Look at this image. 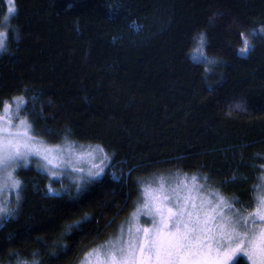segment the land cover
<instances>
[{
	"label": "trees",
	"instance_id": "trees-1",
	"mask_svg": "<svg viewBox=\"0 0 264 264\" xmlns=\"http://www.w3.org/2000/svg\"><path fill=\"white\" fill-rule=\"evenodd\" d=\"M13 6L0 102L23 96L31 109L35 97L26 114L41 139L99 146L110 166L79 194L74 184L19 169L21 199L0 225V264H78L135 209L138 181L206 176L236 206L254 203L264 165V0ZM0 10L5 17L4 0ZM241 33L252 46L246 54ZM201 35L214 64L193 58Z\"/></svg>",
	"mask_w": 264,
	"mask_h": 264
},
{
	"label": "snow or ice",
	"instance_id": "snow-or-ice-1",
	"mask_svg": "<svg viewBox=\"0 0 264 264\" xmlns=\"http://www.w3.org/2000/svg\"><path fill=\"white\" fill-rule=\"evenodd\" d=\"M8 2V12L14 13V0ZM260 31L264 33V28ZM240 37L243 47L239 52L246 54L252 46L244 33ZM7 39V33L0 31V51L6 50ZM205 47L201 35L193 58L206 65L214 64ZM31 99V109L26 108L28 100L23 96L0 102V196L14 190L18 205L22 181L16 177V170L33 162L53 178L70 168L77 174L76 192L87 191V185L103 178L108 154L99 146L77 149L67 136L62 144L41 139L26 114L35 110L36 98ZM81 162L88 167L81 166ZM261 169L259 183L253 189L254 207L249 205L243 210L236 207L240 203L236 198L229 199L210 188L206 176L177 174L179 178L174 183L163 178L138 181L141 200L127 228L121 226L114 238L86 252L81 264H239V257H246L250 264H264V165ZM49 191H53L51 185ZM14 211L7 198L0 199V220L11 217ZM79 226L77 221L67 229L71 232Z\"/></svg>",
	"mask_w": 264,
	"mask_h": 264
},
{
	"label": "rangeland",
	"instance_id": "rangeland-1",
	"mask_svg": "<svg viewBox=\"0 0 264 264\" xmlns=\"http://www.w3.org/2000/svg\"><path fill=\"white\" fill-rule=\"evenodd\" d=\"M5 1V6H6V10H7V15L5 16V17H7V19H5V17L3 18L2 16H1V10H0V31H4V32H6L7 33V30L9 29V23H10V18H11V16H12V13L10 14L9 12H8V7L10 6L9 5V2H8V0H4ZM13 6V5H12ZM1 52V51H0ZM76 145V147H77V149H80V147L81 146H83V148L84 149H87L89 146H91V147H95V146H92V145H78V144H75ZM81 166H83V167H85V168H87L88 167V165H87V163L86 162H81ZM110 165H109V162H108V166L105 168V171L107 170V168L109 167ZM28 167H33L35 170H37V171H39V172H42V173H44V174H47L49 177H51L46 171H44L43 169H41V168H38L37 167V164L35 163V162H33V163H29L28 164V166L27 167H21V168H28ZM21 168H18L17 170H16V173H15V175H16V177H17V172H18V170L19 169H21ZM110 170H111V168H110ZM105 171H104V173H105ZM111 172H112V174L114 175V176H116V172L114 171V170H111ZM77 174L76 173H73L72 171H71V169L70 168H66L65 170H64V172H63V174L62 175H60V176H58L57 178H53V177H51L52 179H55V180H61L62 182H66V183H70V184H74V178H75V176H76ZM182 177V176H181ZM178 180V178L175 180V179H171V178H168V179H165V181L166 182H168V183H174V182H176ZM54 191H52L51 193H53ZM4 198H7L8 199V202H9V205L12 207L13 206V203L15 202V191L13 190V191H5V193H4V195L3 196H0V199H4ZM141 200V199H140ZM139 200V201H140ZM249 205H252L253 207H254V203H252V204H248V205H242V206H240V207H238V206H236L237 208H241V210H243V208L244 207H248ZM135 211V209L132 211V213ZM132 213L129 215V217L120 225V228H121V226H124L125 228H127V226H128V222L131 220V216H132ZM8 217H5L3 220H0V225H1V223H2V221H4V220H6ZM143 217L141 218V220L143 221ZM120 228L116 231V233H115V235L114 236H112V237H110L109 239H111V238H114L118 233H119V230H120ZM107 241V240H106ZM105 241V242H106ZM104 242V243H105ZM104 243H102V244H100V245H103ZM99 246V245H98ZM97 247V246H96ZM95 247V248H96ZM92 249H94V248H92ZM91 249V250H92ZM90 251V250H89ZM239 259H243L244 261H246L248 264H250V261H248L247 260V258L246 257H239L238 258V260ZM84 260V256L82 257V259L80 260V262L78 263V264H81V262ZM236 263V261H234L233 262V264H235Z\"/></svg>",
	"mask_w": 264,
	"mask_h": 264
}]
</instances>
